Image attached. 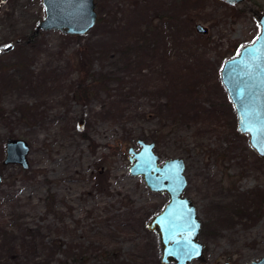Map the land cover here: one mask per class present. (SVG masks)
Listing matches in <instances>:
<instances>
[{
	"label": "rangeland",
	"instance_id": "obj_1",
	"mask_svg": "<svg viewBox=\"0 0 264 264\" xmlns=\"http://www.w3.org/2000/svg\"><path fill=\"white\" fill-rule=\"evenodd\" d=\"M97 2L98 24L71 37L37 33L46 17L43 0H0V224L15 214L33 239L61 240L73 255L69 264H80L76 254L87 258L84 264H162L159 237L147 224L168 195L130 174L129 148L139 150L143 139L157 144L161 163L186 162L185 195L202 221L206 257L190 264L261 260L264 158L239 132L221 72L259 36L264 0ZM169 22L192 49L186 62L167 61L176 35L168 44L155 29ZM198 24L208 33H198ZM83 46L94 53L84 73ZM180 65L193 81L171 95L167 79ZM9 139L30 145L28 170L3 165ZM14 233L0 249V264H26L15 250L23 235ZM107 249L115 256L105 258ZM27 253L43 259L35 248Z\"/></svg>",
	"mask_w": 264,
	"mask_h": 264
},
{
	"label": "water",
	"instance_id": "obj_2",
	"mask_svg": "<svg viewBox=\"0 0 264 264\" xmlns=\"http://www.w3.org/2000/svg\"><path fill=\"white\" fill-rule=\"evenodd\" d=\"M221 1L230 6L247 3V0ZM43 4L46 17L39 23L37 33L59 30L67 36L82 37L99 22L97 0H43ZM257 15L259 36L226 61L221 81L235 108L239 132L249 137L250 147L264 158V13L257 11ZM196 30L208 33L200 24ZM137 143L139 150L129 148L130 174L141 177L150 191L169 198L165 208L147 224V229L159 237L162 264L205 262V246L200 242L202 221L196 205L185 195L188 186L185 160L176 158L161 163L155 142L139 139ZM6 147L5 166L30 168L31 147L27 141L9 139ZM3 178L0 172V184ZM251 264H264V258Z\"/></svg>",
	"mask_w": 264,
	"mask_h": 264
},
{
	"label": "trees",
	"instance_id": "obj_3",
	"mask_svg": "<svg viewBox=\"0 0 264 264\" xmlns=\"http://www.w3.org/2000/svg\"><path fill=\"white\" fill-rule=\"evenodd\" d=\"M170 23V22H169ZM165 24V23H164ZM161 24L158 28L155 29L156 32L162 34L163 38L168 42V44H171L172 42H174L173 39V34L176 35V31H174V29H176V27L174 26V24L168 25V24ZM151 26H149V31L150 33H155V31L151 32ZM173 32L171 37H168L167 32ZM180 33H178V35H176V39L175 42L172 47L176 48V53H172V48H168L169 50L167 51V61L173 62V58L176 57L177 61H184L189 59V52H192V49L189 47L188 42L185 41L180 35ZM167 44V46H168ZM87 52V53H85ZM79 53V65L81 66V71L84 72H88L90 71V68L92 66V61L90 58H93L94 53L91 51V48H88V50L86 49L85 46H83L80 50ZM177 56H175V55ZM186 62V61H184ZM183 63V62H181ZM89 67V69H88ZM185 65H180V68L178 69L179 73H177L174 78L172 80L167 79L168 82L172 81L174 83V85H171L169 83V87L168 89L170 90L171 95H176L178 93H180V91H184L185 88L182 87L183 84H186L187 81H193L192 80V76L188 75L187 73V68H184ZM175 68V67H174ZM184 68V69H183ZM87 70V71H86ZM190 70V69H189ZM186 81V83H185ZM101 86H105L104 84L101 83ZM91 89H85V92L82 93V96L87 98L89 96V94ZM86 137V136H85ZM48 201L51 200V198L49 197L47 199ZM15 215V214H14ZM11 216V220H9V222H2L0 224V239L4 240L3 242H0V249L3 247H5L7 241L11 238L15 237V231H18L21 233V238L19 240V242L16 244L15 246V250L16 252L21 251V253H23V257H25V261L26 264H54V263H58V264H69L68 263V259H70V256L72 257L73 255L70 254L69 250H67L66 244L64 242H62L59 239H51V240H46L45 238H41L39 237V241L36 239H33L34 233L32 234L31 232L33 230L30 231V229L27 228V226H24L25 224H22L19 222H17V220L15 219V216ZM6 223V224H5ZM51 227L49 228H53L52 225H49ZM33 240V241H32ZM32 247L35 248V251L42 252L41 256L43 257L42 260H34L32 261L31 256H28L27 251L28 249ZM115 251L113 250H105L104 252H102V255L105 258H110V257H114ZM59 255H62V257H64L65 259H59ZM68 255V256H67ZM75 256V260L76 262H79L80 264H84L87 261V258L83 255L80 254H76ZM89 261V258H88Z\"/></svg>",
	"mask_w": 264,
	"mask_h": 264
},
{
	"label": "flooded vegetation",
	"instance_id": "obj_4",
	"mask_svg": "<svg viewBox=\"0 0 264 264\" xmlns=\"http://www.w3.org/2000/svg\"><path fill=\"white\" fill-rule=\"evenodd\" d=\"M6 146H7V144H6ZM6 151H7V147H6ZM6 158V157H5ZM5 160V159H4ZM4 162V161H3ZM3 165H4V163H3ZM5 166V165H4ZM21 167V166H20ZM24 170V169H23ZM2 173V172H1Z\"/></svg>",
	"mask_w": 264,
	"mask_h": 264
}]
</instances>
